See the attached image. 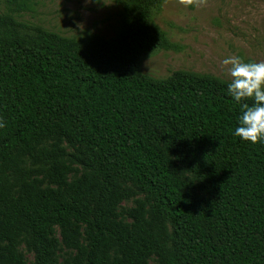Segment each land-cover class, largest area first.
Returning <instances> with one entry per match:
<instances>
[{
    "label": "trees",
    "instance_id": "16d2710c",
    "mask_svg": "<svg viewBox=\"0 0 264 264\" xmlns=\"http://www.w3.org/2000/svg\"><path fill=\"white\" fill-rule=\"evenodd\" d=\"M164 1L120 0L113 36L66 37L6 0L0 264H29L22 247L32 264H264V143L233 135L229 82L140 68L172 47Z\"/></svg>",
    "mask_w": 264,
    "mask_h": 264
},
{
    "label": "rangeland",
    "instance_id": "374dc122",
    "mask_svg": "<svg viewBox=\"0 0 264 264\" xmlns=\"http://www.w3.org/2000/svg\"><path fill=\"white\" fill-rule=\"evenodd\" d=\"M7 9L6 0H0V13ZM120 9V0H31L30 9L16 18L66 37L88 32L111 37ZM153 24L172 44L142 57L141 70L154 78L181 70L230 82L224 58L264 61V0H165L155 9ZM132 206L133 200L122 204ZM21 249L32 264L33 254Z\"/></svg>",
    "mask_w": 264,
    "mask_h": 264
},
{
    "label": "clouds",
    "instance_id": "9594fccd",
    "mask_svg": "<svg viewBox=\"0 0 264 264\" xmlns=\"http://www.w3.org/2000/svg\"><path fill=\"white\" fill-rule=\"evenodd\" d=\"M222 65L226 66L224 70L231 77L227 94L240 105L233 135L244 142L264 143V61L229 56L222 60Z\"/></svg>",
    "mask_w": 264,
    "mask_h": 264
}]
</instances>
